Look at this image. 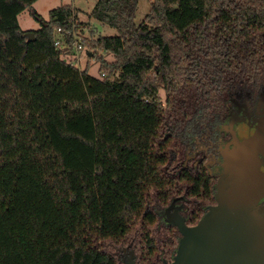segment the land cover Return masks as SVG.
Instances as JSON below:
<instances>
[{
  "label": "trees",
  "instance_id": "obj_1",
  "mask_svg": "<svg viewBox=\"0 0 264 264\" xmlns=\"http://www.w3.org/2000/svg\"><path fill=\"white\" fill-rule=\"evenodd\" d=\"M36 1L0 0V264H170L182 232L163 211L197 224L216 201L193 151L264 92V0H150L140 24L139 0H98L118 31L81 39L100 77L54 44L73 41L69 5L27 41Z\"/></svg>",
  "mask_w": 264,
  "mask_h": 264
},
{
  "label": "rangeland",
  "instance_id": "obj_2",
  "mask_svg": "<svg viewBox=\"0 0 264 264\" xmlns=\"http://www.w3.org/2000/svg\"><path fill=\"white\" fill-rule=\"evenodd\" d=\"M97 1L98 0H37L30 8H27L18 15V21L22 30L25 32L37 30L43 25L41 18H43L45 22L50 20V11L52 9L61 5H69L76 10V24H78L77 33L80 39L87 38L92 41L100 35H118L116 28L106 25L90 16V13ZM150 7V0H139L135 19L137 24H140L144 20L150 10ZM31 10H35L40 17H34ZM84 46L87 52H82L80 54V67L82 69L85 68L87 62H89V73L92 76L100 77V64L96 61L95 57L89 53V46L87 44ZM105 57L110 61L114 59V56L111 53H105ZM255 125H264V92L261 94L257 103L253 106L246 102H237L231 115L221 126V129L219 130L218 149L220 147L223 161L225 160V152L230 149L232 144V141H227L229 137L231 136L233 139H236L239 133L245 134L247 129H254ZM255 144L256 146L258 144L264 147V132L262 133L261 138L256 142L246 141L241 146H238L240 148V155L229 159L232 165L239 169V172L241 173L240 176L242 177L240 181L246 182L245 186L248 188L246 192L248 194L251 193L252 196H249L250 199L247 198V203L244 205L242 212L239 214L240 216H236V226L232 231L244 239L248 247L247 251L250 254L249 264H264V181L262 183L263 188L260 190V194L263 196V199H260V194L257 195L254 193L253 184L255 183L256 178L250 174V162L247 160L249 157V151L252 150V147L255 146ZM198 145L199 144H197V146ZM193 153V158L188 163L193 162L196 157L198 158V155L208 162L212 160V157L203 154L201 149L197 148V150H194ZM226 166H228V163ZM235 177H237L236 174ZM257 187H260L259 183ZM246 192L242 191L245 197L247 196ZM210 205H216V201H211ZM174 210L175 207H168L165 211H163V220L166 221V219H171L177 223L179 222V224L182 223V219ZM194 225L196 224H190V226ZM124 248H126V246H124ZM126 258H128V256Z\"/></svg>",
  "mask_w": 264,
  "mask_h": 264
},
{
  "label": "water",
  "instance_id": "obj_3",
  "mask_svg": "<svg viewBox=\"0 0 264 264\" xmlns=\"http://www.w3.org/2000/svg\"><path fill=\"white\" fill-rule=\"evenodd\" d=\"M45 25L47 24L45 23ZM24 36L28 42L35 40V33L32 30L24 33ZM263 132L264 125L256 126L252 137L237 139L235 148L225 152L228 170L233 172L231 181L227 185L226 196L218 197L220 193L218 184V193L216 192L218 202L210 207L196 225H186L181 216H179L182 219L180 224L170 219L171 222L179 226L182 232L178 252L170 264H249L248 247L244 239L232 230L236 226V216L242 212L251 193L246 192L248 190L245 186L246 182L240 181L242 178L241 173L237 167L232 165L229 159L240 155L238 146L246 141L256 142L261 138ZM261 150H264V147L255 144L252 150L249 151L247 159L250 162V174L256 178L253 190L257 195L260 194L264 181V171L261 169L262 163L259 162V152ZM235 174L237 177H235ZM258 183L259 188L257 187ZM242 191L247 193L246 197ZM259 198L263 199V196L260 194Z\"/></svg>",
  "mask_w": 264,
  "mask_h": 264
},
{
  "label": "flooded vegetation",
  "instance_id": "obj_4",
  "mask_svg": "<svg viewBox=\"0 0 264 264\" xmlns=\"http://www.w3.org/2000/svg\"><path fill=\"white\" fill-rule=\"evenodd\" d=\"M256 126H258V125H255L254 129L253 128H251L250 130L247 129V132L245 134L239 133V135L236 139H233V137L230 136L229 139L227 140L230 142L232 141V144H231L229 151L231 149L235 148V142L238 141L237 139L240 140V138L242 139L244 137H252L254 135L253 133H254ZM206 155L212 157V160H210V162L206 161L205 165H206V167H208L209 171L213 175H215L217 178V186H218V184L220 186V191H219L220 193H219L218 197L219 198L225 197L227 185L231 181V176H232L233 172L228 170V166H226L225 160L223 161L221 150H220V147L218 149V145H217V148L214 152H208V153L206 152ZM259 158H260L259 162L262 163L261 169L264 171V150H261L259 152ZM217 193H218V191H217ZM217 199L218 198L216 197V203L218 202Z\"/></svg>",
  "mask_w": 264,
  "mask_h": 264
},
{
  "label": "built area",
  "instance_id": "obj_5",
  "mask_svg": "<svg viewBox=\"0 0 264 264\" xmlns=\"http://www.w3.org/2000/svg\"><path fill=\"white\" fill-rule=\"evenodd\" d=\"M57 31H58L59 35L56 36L54 44L57 48H59L63 51L61 54V57L65 61L76 64L77 66L80 67V65H81L80 54L82 52L86 53L87 51L85 49V46L81 42V39L77 33V30H74L71 33V36L73 38L72 42H68L66 40L65 31H63V29L59 28ZM104 75L105 74H102V76H104Z\"/></svg>",
  "mask_w": 264,
  "mask_h": 264
}]
</instances>
